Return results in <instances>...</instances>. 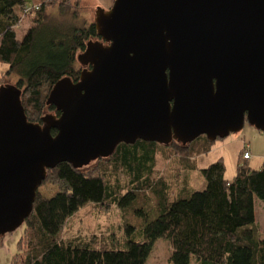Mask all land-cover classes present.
I'll return each mask as SVG.
<instances>
[{"label":"water","instance_id":"95a60500","mask_svg":"<svg viewBox=\"0 0 264 264\" xmlns=\"http://www.w3.org/2000/svg\"><path fill=\"white\" fill-rule=\"evenodd\" d=\"M95 26L79 81L51 90L59 116L30 122L22 91L0 87V237L59 163L81 169L138 140L216 141L246 122L264 132V0H115Z\"/></svg>","mask_w":264,"mask_h":264},{"label":"trees","instance_id":"16d2710c","mask_svg":"<svg viewBox=\"0 0 264 264\" xmlns=\"http://www.w3.org/2000/svg\"><path fill=\"white\" fill-rule=\"evenodd\" d=\"M83 4L84 0H0V62L7 65L5 75L17 77L14 86L22 91L30 122L43 123L48 110L60 115L47 104L51 90L63 78L79 81L83 66L78 55L90 40L101 39L95 19L82 16ZM24 18L31 26L19 37L15 26ZM2 85L6 84L0 73ZM214 142L206 135L187 145L138 140L119 144L89 172L68 162L48 169L41 186L52 181L58 190L50 197L38 190L11 264H145L161 237L172 246V264H264V238L254 228L255 199L264 201V161L259 168L251 167L243 148L235 175L227 179L223 158L200 166ZM162 147L169 148L163 154L167 159H177L187 171H200L205 188L172 198L171 185L156 172ZM89 202L102 209H132L142 216L137 224H125L124 246L114 239L64 237L69 218ZM136 227L141 229L139 239L132 235Z\"/></svg>","mask_w":264,"mask_h":264},{"label":"rangeland","instance_id":"374dc122","mask_svg":"<svg viewBox=\"0 0 264 264\" xmlns=\"http://www.w3.org/2000/svg\"><path fill=\"white\" fill-rule=\"evenodd\" d=\"M87 1V0H86ZM100 2H102L100 0ZM98 7L94 2L86 3L82 6V16L86 17L88 21L95 19V13ZM103 8V7H102ZM108 10V9H106ZM31 24L24 18L19 24L15 26V29L19 37L25 35L27 29ZM7 65L0 62V73L2 74V82L5 84L15 85L17 77L15 75H5ZM47 113L55 114L52 111ZM247 124V125H246ZM246 127L249 124L246 122ZM243 131V130H242ZM264 133V132H263ZM241 131L237 133H231L229 136L217 139L214 142L213 150L204 158V165H200L201 168H205L209 163L217 161L219 158H223L226 165L225 177L232 179L236 173L237 163L242 149L250 150L249 142L243 141ZM247 144L249 147H247ZM243 147V148H242ZM251 151V150H250ZM169 152L168 147H162L157 154L156 172L157 176H163L172 188V198L177 196L180 192L186 191H198L203 190L206 186V180L200 171H187L177 159H167L163 154ZM264 161V158L254 157L252 160H248L249 164L253 168H259ZM99 164L98 161L93 162L91 165L84 167V172L93 170ZM183 168V169H182ZM58 190V187L48 181L39 188V191L44 196L50 197L54 195ZM150 202L155 205V200L149 198ZM100 205L89 202L82 206L77 212L72 215L64 229V237L86 236L96 237L99 240H112L114 239L119 246H124L128 236L125 231V224L138 223V220L142 219L137 212L132 209L126 210L117 206H112L109 209H102ZM137 206V205H136ZM256 220L254 228L259 238H264V201L256 198ZM24 224L12 232H8L5 236L0 238V264H11L13 255L17 252L18 241L24 231ZM134 239L142 237L140 227L132 233ZM3 242V243H2ZM172 253V246L167 238H158L153 245L152 251L147 258L145 264H172L170 257Z\"/></svg>","mask_w":264,"mask_h":264},{"label":"crops","instance_id":"0c3cea01","mask_svg":"<svg viewBox=\"0 0 264 264\" xmlns=\"http://www.w3.org/2000/svg\"><path fill=\"white\" fill-rule=\"evenodd\" d=\"M84 1L86 3L88 2V4L89 2H94L96 6L99 5L104 9H109L114 4L115 0H101L102 2H100V0ZM246 125L244 126L243 131H241V136L244 139L243 141L249 142L250 145L251 157L248 160H252L254 157L264 158V133L262 131L257 130L255 127H252L251 125H249V127H246Z\"/></svg>","mask_w":264,"mask_h":264},{"label":"built area","instance_id":"2783aa9c","mask_svg":"<svg viewBox=\"0 0 264 264\" xmlns=\"http://www.w3.org/2000/svg\"><path fill=\"white\" fill-rule=\"evenodd\" d=\"M247 147H249L248 144H247ZM250 157H251V151L245 150L243 153V158L248 160V159H250Z\"/></svg>","mask_w":264,"mask_h":264}]
</instances>
